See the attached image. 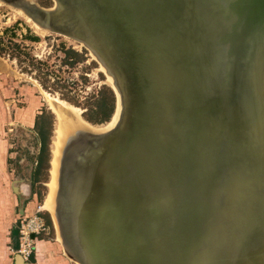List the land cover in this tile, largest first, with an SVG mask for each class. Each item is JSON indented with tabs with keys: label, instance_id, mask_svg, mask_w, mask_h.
Listing matches in <instances>:
<instances>
[{
	"label": "water",
	"instance_id": "1",
	"mask_svg": "<svg viewBox=\"0 0 264 264\" xmlns=\"http://www.w3.org/2000/svg\"><path fill=\"white\" fill-rule=\"evenodd\" d=\"M3 1L83 43L120 101L64 168L71 255L264 264V0Z\"/></svg>",
	"mask_w": 264,
	"mask_h": 264
},
{
	"label": "rangeland",
	"instance_id": "2",
	"mask_svg": "<svg viewBox=\"0 0 264 264\" xmlns=\"http://www.w3.org/2000/svg\"><path fill=\"white\" fill-rule=\"evenodd\" d=\"M37 2L52 5L51 0ZM26 16L21 8L0 0V264H12L14 254L20 253L14 250L16 240L23 253L29 254L28 264H77L66 255L53 218L41 207L52 179L51 148L59 122L54 106L66 100L85 119L82 112L110 76L104 75L101 69H105L76 41L45 32ZM69 48L82 53L83 60L70 62L65 57ZM43 81L50 87L56 83L46 89ZM45 112L48 116L53 113L47 180L32 183L40 149L34 121ZM49 119L40 122L46 124ZM46 212L52 227L46 223ZM13 229L18 230L17 238Z\"/></svg>",
	"mask_w": 264,
	"mask_h": 264
},
{
	"label": "bare ground",
	"instance_id": "3",
	"mask_svg": "<svg viewBox=\"0 0 264 264\" xmlns=\"http://www.w3.org/2000/svg\"><path fill=\"white\" fill-rule=\"evenodd\" d=\"M1 1L4 2L3 0ZM25 1H32V0H25ZM6 4L13 5L14 7H18L12 3H6ZM18 8H21L26 13V11L22 7H18ZM26 15H27L26 18L29 22L31 23L34 22L40 29H44V31L46 30L48 32H51L50 29L45 28L40 24H38V22H36L28 13H26ZM77 43L80 46H83V43L80 42ZM89 53L92 55L94 59H96V56L92 51H89ZM99 65L100 67L105 69V71L101 69L104 75L110 76V78H108V82L110 84L108 82H106V84H108L111 87H114L113 77L107 72L106 68L102 65V63H99ZM64 102L65 101L63 102L61 101L54 106L55 111L59 118V122L53 140V147L51 148L52 149L51 150L52 179L51 181L49 180L48 182L49 194L45 197L41 207L44 210L48 211L51 217L53 218V221L55 222L56 225L57 236L59 237L58 239L62 243L66 255L72 261L76 262L77 264H81L76 258H74L71 255L70 247L68 246V242H67V237H66L67 235L66 229L68 228V226H66L67 208L64 204V201H66V199L65 200L62 199L63 188L61 185V178L62 175L64 174L63 173L64 168L66 166L68 170L74 168V166L76 165V159L80 157L79 150H81L82 148H80V146L77 144L79 142V137L82 136V134H85L86 136L98 135L111 130L118 122L121 106H120V101L118 100L116 105V110L114 111L111 119L109 120V123H107L106 125H95L85 121V119H83L82 116H80L79 114L80 111L77 107L76 108L72 107L70 106V104Z\"/></svg>",
	"mask_w": 264,
	"mask_h": 264
},
{
	"label": "trees",
	"instance_id": "4",
	"mask_svg": "<svg viewBox=\"0 0 264 264\" xmlns=\"http://www.w3.org/2000/svg\"><path fill=\"white\" fill-rule=\"evenodd\" d=\"M0 53H1V50H0ZM65 57L67 59H71L70 62H78V61L83 60L82 53L72 48L66 49ZM55 83L56 82L53 81V83H51V86L53 87ZM42 85L46 89L48 88L52 89V87L48 86L45 81H43ZM54 89L55 88H53V90ZM65 99L73 103V101L69 99L68 97H65ZM115 104H116V97H115L113 90L107 84H103L98 90L96 97H94L93 101L88 104V107H86L87 109L82 113H83L84 118L90 123L102 124V123L108 122L111 119L114 113V110H115ZM48 117L50 119L49 121L46 122V124H42L40 122L42 119L44 118L47 119ZM52 117H53V113H49V116H48L45 112V113L38 114L34 121V128L38 135L40 149H39L38 156L36 158V165L34 167V170L31 176L32 183L36 181H41V180L45 182L47 180L46 168L48 166V161H49V140H50V132H51L52 124H53ZM42 173L43 175L41 176ZM44 217L46 219L47 225L52 227L53 225H52V221H51V217L49 213L46 212ZM31 260L33 262V257Z\"/></svg>",
	"mask_w": 264,
	"mask_h": 264
},
{
	"label": "built area",
	"instance_id": "5",
	"mask_svg": "<svg viewBox=\"0 0 264 264\" xmlns=\"http://www.w3.org/2000/svg\"><path fill=\"white\" fill-rule=\"evenodd\" d=\"M18 252H20V253L22 254V256H23L25 259L29 256V254H24V253H23V251H22L21 248H20V245H19Z\"/></svg>",
	"mask_w": 264,
	"mask_h": 264
},
{
	"label": "crops",
	"instance_id": "6",
	"mask_svg": "<svg viewBox=\"0 0 264 264\" xmlns=\"http://www.w3.org/2000/svg\"><path fill=\"white\" fill-rule=\"evenodd\" d=\"M12 264H14V261H13V263Z\"/></svg>",
	"mask_w": 264,
	"mask_h": 264
}]
</instances>
